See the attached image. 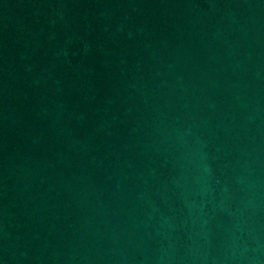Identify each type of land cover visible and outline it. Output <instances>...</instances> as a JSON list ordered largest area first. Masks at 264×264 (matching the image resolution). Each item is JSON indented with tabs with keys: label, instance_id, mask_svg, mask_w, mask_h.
<instances>
[{
	"label": "water",
	"instance_id": "obj_1",
	"mask_svg": "<svg viewBox=\"0 0 264 264\" xmlns=\"http://www.w3.org/2000/svg\"><path fill=\"white\" fill-rule=\"evenodd\" d=\"M0 264H264V0H0Z\"/></svg>",
	"mask_w": 264,
	"mask_h": 264
}]
</instances>
